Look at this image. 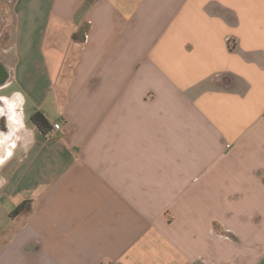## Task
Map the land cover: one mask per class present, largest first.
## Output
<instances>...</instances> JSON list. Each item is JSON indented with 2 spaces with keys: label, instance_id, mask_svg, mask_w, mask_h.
<instances>
[{
  "label": "crops",
  "instance_id": "1",
  "mask_svg": "<svg viewBox=\"0 0 264 264\" xmlns=\"http://www.w3.org/2000/svg\"><path fill=\"white\" fill-rule=\"evenodd\" d=\"M9 3L0 264H264V0Z\"/></svg>",
  "mask_w": 264,
  "mask_h": 264
},
{
  "label": "rangeland",
  "instance_id": "2",
  "mask_svg": "<svg viewBox=\"0 0 264 264\" xmlns=\"http://www.w3.org/2000/svg\"><path fill=\"white\" fill-rule=\"evenodd\" d=\"M14 31V21L9 0H0V45L9 47L11 45V35ZM2 36L5 38L2 39ZM10 37V38H9ZM8 90L5 92L7 93Z\"/></svg>",
  "mask_w": 264,
  "mask_h": 264
},
{
  "label": "trees",
  "instance_id": "3",
  "mask_svg": "<svg viewBox=\"0 0 264 264\" xmlns=\"http://www.w3.org/2000/svg\"><path fill=\"white\" fill-rule=\"evenodd\" d=\"M74 39H76V35L75 37H73ZM31 121L33 122V124L43 133L47 132L49 130V125L48 122L46 120V118L44 117L43 113L41 112H36L32 115L31 117ZM26 204L23 202L22 204H20L13 213L17 214L21 211H23V207Z\"/></svg>",
  "mask_w": 264,
  "mask_h": 264
},
{
  "label": "built area",
  "instance_id": "4",
  "mask_svg": "<svg viewBox=\"0 0 264 264\" xmlns=\"http://www.w3.org/2000/svg\"><path fill=\"white\" fill-rule=\"evenodd\" d=\"M60 129V125L58 123H55L53 125V130H59Z\"/></svg>",
  "mask_w": 264,
  "mask_h": 264
}]
</instances>
